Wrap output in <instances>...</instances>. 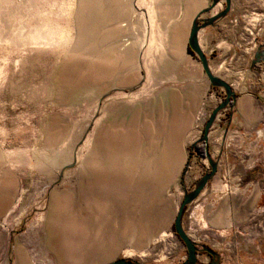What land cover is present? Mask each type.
<instances>
[{
    "label": "rangeland",
    "instance_id": "obj_1",
    "mask_svg": "<svg viewBox=\"0 0 264 264\" xmlns=\"http://www.w3.org/2000/svg\"><path fill=\"white\" fill-rule=\"evenodd\" d=\"M61 1L39 12L25 0L34 10L22 17L25 29L54 31L52 43L0 32V264H183L173 220L203 171L184 163L189 117L173 99L189 82L180 40L197 0H110L80 36L90 12L77 16ZM248 2L239 23L258 47L264 0ZM224 7L219 0L212 11ZM7 8L1 25L12 21ZM202 114L194 111V126ZM251 178L263 182L264 171ZM227 184L260 196L264 212V183ZM193 201L182 226L197 244L223 260L264 246V236L210 234L198 219L202 201ZM211 259L197 253L198 264Z\"/></svg>",
    "mask_w": 264,
    "mask_h": 264
},
{
    "label": "crops",
    "instance_id": "obj_2",
    "mask_svg": "<svg viewBox=\"0 0 264 264\" xmlns=\"http://www.w3.org/2000/svg\"><path fill=\"white\" fill-rule=\"evenodd\" d=\"M248 3V0H230L228 13L198 32L199 46L212 73L226 81L235 92L234 100L217 114L206 142H198V139L223 92L210 84L198 58L189 50L187 40L194 17L211 4L210 0H197L195 7L190 3V11L195 13L189 18L188 30L182 34L184 39L180 40L181 53L191 65L187 71L189 82L184 84L186 93L173 99L178 108L186 109L189 117L184 130L186 138L192 142L184 163L191 169L200 168L203 175L209 169L207 151L217 164L216 173L193 202L202 201L198 219L203 221V227L224 241L232 230L243 236H264V212L256 209L260 196L245 197L238 190H230L227 184L264 183V180L251 178L264 171V39L259 41L258 47L253 40L251 46L247 28L240 26V13L251 7ZM261 9L264 11V5ZM211 11L202 17L218 12ZM199 107L205 120L194 126L192 117ZM242 173H249V179L241 178ZM216 253L218 264H264V246L251 249L240 259L223 260L221 254Z\"/></svg>",
    "mask_w": 264,
    "mask_h": 264
},
{
    "label": "water",
    "instance_id": "obj_3",
    "mask_svg": "<svg viewBox=\"0 0 264 264\" xmlns=\"http://www.w3.org/2000/svg\"><path fill=\"white\" fill-rule=\"evenodd\" d=\"M219 0H212L211 4L202 9L197 13V15L194 17L191 25V29L188 35V47L190 50L196 55L199 62L201 63L202 69L208 78L210 84L214 87H219L224 90V99L219 102V104L211 111L208 119L205 121L204 127H203V133L200 139H198V142H206L208 139V132L210 127L212 126L213 122L216 119L217 114L225 109L229 104L230 101L234 100L235 98V92L232 89V87L223 79L216 76L212 73L208 60L201 50L199 43H198V32L212 24L217 19L225 16L230 8V0H224L225 7L215 13L214 15H211L207 18H201V15L210 12L218 3ZM196 142L192 144V146H195ZM205 156L208 160L209 169L204 172V174L201 176V178L196 182L195 187L192 191L186 192L177 208L174 220H173V228L175 231L176 236L182 241L184 244L186 250H187V258L184 261L183 264H198L197 263V253L198 252H207L211 257L212 260L207 264H218V258L219 255L211 251L208 247L204 245H199L195 241H193L188 234L185 232L183 226H182V216L185 207L190 204L194 199L197 198V196L201 193V191L204 189L207 182L213 177V175L216 173L217 164L214 162L209 153L206 151ZM108 264H142L135 261H128L125 259H119L113 262H110Z\"/></svg>",
    "mask_w": 264,
    "mask_h": 264
},
{
    "label": "bare ground",
    "instance_id": "obj_4",
    "mask_svg": "<svg viewBox=\"0 0 264 264\" xmlns=\"http://www.w3.org/2000/svg\"><path fill=\"white\" fill-rule=\"evenodd\" d=\"M59 1H61V0H26V3L34 4L36 7H38L37 9H39L37 11L41 12V8L44 4H46V2H51L53 4H57ZM108 1H110V0H69L71 5L73 7H75V11H76L77 16L84 10H87L90 12V13H88L89 15H88L87 19L85 17L79 19L80 20V22L78 23V27H79L78 34H79V36L81 34L82 35L86 34V32H85L86 28L85 27L87 26V22H89L86 20H90V18L93 17L92 11L95 8L99 9L104 4H107ZM3 6L9 7V8H7L8 12L10 14L8 17L12 21L8 25H6L7 23L2 24V25L0 24V32H2L1 30L3 28H4L3 30H6L8 28L9 31H7V33H9L10 39L15 40V39H18L21 36V34L25 35V36L27 34L28 37L26 36L27 37L26 44H27V42L38 43V44H41V43L49 44V42L52 43L53 41L56 40L57 34L54 31H51V30L49 31V30L43 29V28H41L39 30H36V29L27 30V29H25V26L23 25L24 21L22 22V20H23L22 17H23V15H25V13L28 14V13H31L34 11L33 8H30L29 6L25 5V0H0V10L3 9ZM11 13H13V15H11ZM17 13H19V14H17ZM57 14H59V13H57ZM74 27H75V25H74Z\"/></svg>",
    "mask_w": 264,
    "mask_h": 264
},
{
    "label": "built area",
    "instance_id": "obj_5",
    "mask_svg": "<svg viewBox=\"0 0 264 264\" xmlns=\"http://www.w3.org/2000/svg\"><path fill=\"white\" fill-rule=\"evenodd\" d=\"M190 215H192V213H191ZM193 240H194V239H193Z\"/></svg>",
    "mask_w": 264,
    "mask_h": 264
},
{
    "label": "trees",
    "instance_id": "obj_6",
    "mask_svg": "<svg viewBox=\"0 0 264 264\" xmlns=\"http://www.w3.org/2000/svg\"><path fill=\"white\" fill-rule=\"evenodd\" d=\"M189 50H190V48H189ZM191 51V50H190ZM192 52V51H191Z\"/></svg>",
    "mask_w": 264,
    "mask_h": 264
}]
</instances>
